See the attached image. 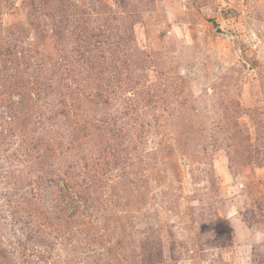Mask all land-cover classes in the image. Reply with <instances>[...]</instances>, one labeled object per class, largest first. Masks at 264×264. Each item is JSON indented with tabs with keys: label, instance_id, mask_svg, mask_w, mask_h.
Returning <instances> with one entry per match:
<instances>
[{
	"label": "rangeland",
	"instance_id": "obj_1",
	"mask_svg": "<svg viewBox=\"0 0 264 264\" xmlns=\"http://www.w3.org/2000/svg\"><path fill=\"white\" fill-rule=\"evenodd\" d=\"M0 71V264H264V0H0Z\"/></svg>",
	"mask_w": 264,
	"mask_h": 264
},
{
	"label": "trees",
	"instance_id": "obj_2",
	"mask_svg": "<svg viewBox=\"0 0 264 264\" xmlns=\"http://www.w3.org/2000/svg\"><path fill=\"white\" fill-rule=\"evenodd\" d=\"M11 50H9L8 51V53L10 52ZM0 76H1V80L2 79H6L7 78V74H5V73H3V72H1L0 71ZM9 77V76H8ZM9 81H10V77H9ZM27 106L23 109V112H20L21 114H23L24 115V120L26 119V116H29L30 117V114L29 113H27ZM11 116H13V118L15 119V116H16V114H11ZM105 117V116H104ZM106 118V117H105ZM5 119H6V117H0V133H3V130H4V126L3 125H5V123L7 122V120H6V122H5ZM12 120V118H10L8 121H11ZM32 124H35V121H32ZM85 125H87V124H89V125H91V126H93L90 122H86V123H84ZM100 124L102 125V126H104L105 124H106V121L105 120H103V122H100ZM22 125H23V123H22ZM28 126V125H27ZM93 128H95V129H97L98 130V132L99 133H102L103 131L100 129V127H98V126H96V127H94L93 126ZM91 134H92V131L90 132ZM33 137H34V135H33ZM70 174L71 175H75L76 177H80L81 176V174H82V171L79 169V168H77L76 169V167L75 166H71L70 167ZM63 182H64V180H63ZM66 184H68V183H66ZM78 184H80V182L78 183ZM77 184V185H78ZM67 186H69V185H67Z\"/></svg>",
	"mask_w": 264,
	"mask_h": 264
},
{
	"label": "clouds",
	"instance_id": "obj_3",
	"mask_svg": "<svg viewBox=\"0 0 264 264\" xmlns=\"http://www.w3.org/2000/svg\"><path fill=\"white\" fill-rule=\"evenodd\" d=\"M255 239L257 242H260L261 240H264V233H257L255 236Z\"/></svg>",
	"mask_w": 264,
	"mask_h": 264
}]
</instances>
